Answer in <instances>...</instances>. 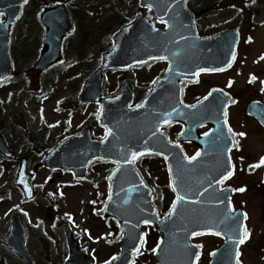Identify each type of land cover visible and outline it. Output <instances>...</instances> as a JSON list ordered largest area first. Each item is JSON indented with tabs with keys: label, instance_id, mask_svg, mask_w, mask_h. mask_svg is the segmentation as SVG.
I'll return each instance as SVG.
<instances>
[{
	"label": "rangeland",
	"instance_id": "rangeland-1",
	"mask_svg": "<svg viewBox=\"0 0 264 264\" xmlns=\"http://www.w3.org/2000/svg\"><path fill=\"white\" fill-rule=\"evenodd\" d=\"M58 1L61 0H48L46 4L51 2L53 5ZM31 2L13 28L11 53L15 72L10 80L0 84V131L6 135L18 154L29 157L30 169H36L34 183L40 197L37 201L26 200L13 183V170L15 166L17 170V164L5 163L0 159V238L7 230L4 225L10 221L12 211L23 213L32 232L28 245L37 264H47L49 261L62 264L67 250H64V240L58 233L60 229L56 218L59 216L67 219L80 247L90 253L92 264H115V257L120 252V239L117 238V232L113 230V234L111 233L110 226L114 229L115 221L105 217L102 210L109 186L107 174L114 164L92 162L88 168V179L79 183L75 181L72 172L44 167L41 164L43 155L35 152L26 140L28 136L35 135L42 141L45 149L50 150L85 124L92 126V138L105 135L106 130L97 119L100 105L81 104L77 98L85 80L101 65L103 53L113 46L114 32L135 18L139 11V0L72 2L68 10L75 30L63 44L66 61L44 74L32 68L42 48L45 32L38 16L41 7L38 5L42 2ZM202 3L203 0H191L189 4L193 12L200 15L197 19L199 32L206 34L236 26L244 38V45L239 51L237 71L229 75L208 77L207 81L191 88L186 97L197 93L205 94L209 86L224 84L229 79L228 76H231L234 80L231 91L240 101L230 108V116L235 126L240 128L244 119L243 107L249 96H255L259 89V83L246 85L247 74L250 71L264 72V21H256L250 10L251 5H257L259 12L256 15L263 14L264 0H221V7L209 15L204 14V18L199 11ZM153 22L158 21L153 19ZM167 65V61H156L128 70H106L103 79L104 93H117L123 81L128 80L134 88L136 103L163 74ZM185 148L189 156L195 153L193 147ZM243 148L240 155L249 157L252 153L246 163L261 152L257 142L252 140L243 143ZM139 167L146 171L156 190L154 200L159 201L162 215L166 214L170 203L175 199L166 163L161 158L149 157L140 160ZM237 179L256 177L243 168ZM252 196L246 194L240 198L248 201ZM62 231L64 234V228ZM143 235L142 248L132 264H158L155 252L161 240L160 232L156 226L147 224ZM261 239H264V226L257 216H252L243 255L246 264H257L260 261L257 256L261 254L256 249ZM195 241L203 248L199 264H205L209 259L208 253L221 245L217 237H199ZM0 264L19 262L9 257Z\"/></svg>",
	"mask_w": 264,
	"mask_h": 264
},
{
	"label": "water",
	"instance_id": "water-1",
	"mask_svg": "<svg viewBox=\"0 0 264 264\" xmlns=\"http://www.w3.org/2000/svg\"><path fill=\"white\" fill-rule=\"evenodd\" d=\"M182 1L184 3L185 0ZM24 2L25 0H0V12L7 13L6 20L0 22V81L11 74L12 64L8 52L9 30L19 16ZM146 2L154 7L161 19L169 22V28L155 30L144 21L142 16L122 28L116 37L115 47L105 54L104 65L86 82L80 97V101L102 102L99 118L102 124L111 129V132L104 140L94 142L89 140L88 130L85 129L81 134L67 139L56 147L46 157L44 164L72 169L79 178L86 177V167L92 159H112L119 164L109 176L112 191L106 208V214L118 218L124 224L127 233L118 264H127L131 253L138 249L142 224L145 220L157 223L164 234V241L157 253L160 264H194L199 249L191 243V237L194 232L203 233L210 230L222 233L227 239L223 247L214 254L211 264H235L239 241L242 239L243 215L237 212L230 214L227 211L219 215L204 212V149L200 151V156L196 160L186 159L181 149L166 144L161 134L156 131L155 118L151 117L153 112L159 113L160 116H156L158 124L165 119L184 120L181 117L184 113L183 108L178 101L179 87L176 81L172 82V77L177 71L186 75L212 63L205 59L208 55L206 47L210 46L209 40H204L203 53V40L197 36L192 15L185 10L183 3L178 9L172 0H146ZM42 21L47 27V33L44 49L35 68L46 71L52 64L63 62L61 43L64 36L71 31V25L64 4L46 10L42 14ZM179 26L182 28L180 29ZM180 32L185 36H180ZM160 57H166L172 63L168 78L163 81L162 86L167 85L169 81L175 85L173 94L170 91L166 92L172 96L175 106L173 111H167L166 101L154 106V102L158 103L159 90L151 92L142 105L132 110L128 109L131 99L129 88H125L118 97L102 98L100 84L104 67H127ZM220 57L225 61L228 54L222 53ZM189 125L190 123L188 127ZM195 140L203 145L201 138L195 137ZM29 141L40 150L35 140ZM0 150L6 154L9 152L1 135ZM133 151L142 155L166 154L174 178L173 182L177 186L176 191L188 197L187 200L177 204L174 214L162 220L157 218L156 209L150 200L152 190L136 170L135 161L132 162ZM126 160L130 162L125 163ZM31 178L26 159H22L16 184L24 190L29 188V191H32ZM25 238L26 230L20 219L15 217L12 228L3 242L12 248L25 264H33L24 247ZM70 245L72 258L69 264H88L71 239Z\"/></svg>",
	"mask_w": 264,
	"mask_h": 264
},
{
	"label": "flooded vegetation",
	"instance_id": "flooded-vegetation-1",
	"mask_svg": "<svg viewBox=\"0 0 264 264\" xmlns=\"http://www.w3.org/2000/svg\"><path fill=\"white\" fill-rule=\"evenodd\" d=\"M220 2L221 0H203L201 6L202 17L204 18V13L206 14L213 13L216 10L215 7H218ZM253 7H257V5L250 6V9L253 12H256V10L253 9ZM145 9L150 11L148 8ZM210 34L212 33H206L205 35H210ZM242 45H244V38L241 34L239 41V51H241ZM239 51H238V55H236L235 57V61L231 66H229L224 70L202 72L199 75L197 82L184 83L185 91L189 93L191 88L196 87L199 84L207 81L208 77L210 76H219V75H227V74L229 75L230 73L237 71V67L239 66L237 64L239 59ZM263 57H264V53H263ZM228 77L229 79L225 80L224 84H213L208 87V91L206 92L207 95L213 89H220L227 94L229 101H235V103L228 102V106H227V111H228L227 123L229 127H231L232 129L231 134L234 138V146L231 150V157L233 161L232 175L228 179L224 180V183L222 185L219 184V187L220 189L229 188L232 190L233 205L234 206H237L239 204L244 205V208L247 212V216L249 217L248 223L251 221L252 216L254 217L257 216L261 224L264 226V164H260V166L258 167L255 166L259 164L261 158L264 157V72L250 71L247 74L246 85L247 84L255 85L256 83H259V89L257 90L255 96H249V99L247 100V102L243 107L244 119L240 124L241 126L240 128H237L235 126L232 120V116H230V108L235 104H238L240 98L237 95H235L233 91H231V89H233L232 85L234 84V80L231 79L232 78L231 76ZM204 96H205L204 93L203 94L197 93L194 96L190 95L188 96L187 101L190 104H195L199 100L203 99ZM253 104H255V106L252 108V111L250 112L249 108ZM181 128H182L181 125L175 124V125L167 126L165 129L170 139L177 140ZM211 129L212 126L206 124L202 127L201 132L209 134ZM240 133H245V135L241 136L239 135ZM250 140H252L253 142L254 141L257 142V145L260 148L261 152L254 159L246 163V160L248 158L250 159L252 153H250L249 157L244 154L240 155V153L244 149L243 143H247ZM205 142L209 148L211 146L213 148H217V149L219 148L218 140L216 139H210L209 137H207V139H205ZM183 144L192 145L195 148L197 147V145H195L194 143H183ZM251 146L252 144L249 146V148H251ZM238 153L239 155H237ZM213 156L215 157L216 154H214ZM246 165L249 166L251 174L255 175L256 179H237L238 174ZM250 165L253 167H250ZM241 188H243L244 191L238 190ZM234 189L236 190L234 191ZM246 194H251L253 196L248 201L240 198L241 196H245ZM263 240L264 239H261V242L258 248L256 249L257 251H260L261 254L257 256V258L260 260L257 264H264V242H262ZM240 261L241 264L247 263L242 261V257L240 258Z\"/></svg>",
	"mask_w": 264,
	"mask_h": 264
},
{
	"label": "snow or ice",
	"instance_id": "snow-or-ice-1",
	"mask_svg": "<svg viewBox=\"0 0 264 264\" xmlns=\"http://www.w3.org/2000/svg\"><path fill=\"white\" fill-rule=\"evenodd\" d=\"M25 2H27V0H25ZM149 8H151V5H148ZM160 59H166V57H160ZM217 69H204V68H201L200 71L203 72V71H216ZM215 91V90H214ZM220 91H223V90H220ZM209 95H211V93H209ZM205 99H207V97H205ZM229 103H235V101H228ZM139 107V105L137 106ZM191 107H195V105H191ZM227 116H228V113L227 111L225 110L224 111V117H225V123H227ZM164 123H168L167 120L164 121ZM229 132L232 131L231 127H229L228 129ZM108 132L110 133L111 132V129H108ZM155 134V133H154ZM204 135H208V133H204ZM239 135L243 136L245 135V133H240ZM139 155H142V153H138V152H135L133 151L131 153V157H132V162H134L136 160V158L139 156ZM200 156V152L198 151L195 155L193 156H190V157H186L188 160L190 161H194L197 159V157ZM130 161H125V163H128ZM260 164H264V157L261 158L259 164L255 165L256 167L260 166ZM250 167H253L250 165ZM232 175V172L231 171H226V174L222 175L221 179L217 180L216 183L217 184H223L224 183V180L228 179L229 176ZM212 185L210 184L209 187H211ZM172 187H173V191H176V184L175 182H173L172 184ZM236 189H234L235 191ZM239 191H244L243 188L241 189H238ZM202 195V194H201ZM188 197L186 195H181L179 192L176 193V198L175 200L172 202V205H171V209H170V212H169V215L171 214H174L175 211H176V208H177V204L181 201H184V200H187ZM145 223H151V221L149 220H145L144 221ZM211 231V230H210ZM217 235H219V233H216ZM193 235H198V233H193ZM249 236V233L247 231V228L244 229V235H243V238L240 239V243L242 244L244 242V240H246ZM197 260H198V257H197ZM105 264H108V262H105ZM237 264H239V261H237Z\"/></svg>",
	"mask_w": 264,
	"mask_h": 264
}]
</instances>
